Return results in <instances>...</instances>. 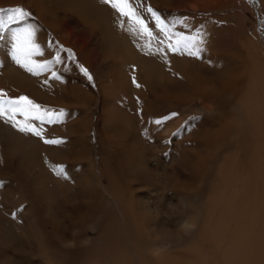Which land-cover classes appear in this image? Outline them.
<instances>
[{"label": "bare ground", "instance_id": "6f19581e", "mask_svg": "<svg viewBox=\"0 0 264 264\" xmlns=\"http://www.w3.org/2000/svg\"><path fill=\"white\" fill-rule=\"evenodd\" d=\"M22 1L41 21L19 23L43 53L28 59L52 63L27 71L6 33L0 99L64 116H16L42 138L0 119V264H264V37L245 3L136 0L149 38L102 0L6 5ZM148 7L173 33L199 30L200 54L171 51Z\"/></svg>", "mask_w": 264, "mask_h": 264}, {"label": "snow or ice", "instance_id": "6c2138e0", "mask_svg": "<svg viewBox=\"0 0 264 264\" xmlns=\"http://www.w3.org/2000/svg\"><path fill=\"white\" fill-rule=\"evenodd\" d=\"M106 5H109L115 12L119 14L121 18H127L134 21L138 26V31L141 34L147 35L149 38L152 37V31L148 28L147 22L138 14V4L136 0H102ZM147 12L151 13L154 19L155 26L164 33L165 39L171 40L173 36L176 37V43L168 44V48L173 52L186 51L189 55L198 56L200 54L199 44L203 43L201 39V33L197 30L196 36H187L183 33H173L170 31L168 24L155 12L151 7H148ZM30 13L20 7L0 9V40L5 39V33L10 34V40L12 43V55L18 64L25 67L27 71L38 75L40 72L48 70L51 65V61L38 64L31 61L30 58L33 55H42L39 45L35 44V27L31 24H27L23 27H11L13 24H19L20 22L26 21L30 17ZM182 23V21H179ZM123 26V24H121ZM137 31V29H132ZM61 50L63 51L62 47ZM159 51V49H158ZM71 55V54H70ZM56 63L60 62L59 55L56 56ZM31 65V66H30ZM85 75L91 80V76L88 74L87 69H81ZM135 83V78H133ZM140 87L139 84H136ZM2 94V93H0ZM36 110L37 114L30 115V110ZM40 105L34 104L26 96H21L15 99L3 100L0 99V119L5 122L12 124L22 133H31L37 137L42 138V129L36 126L16 119V116H25V121L28 119H35L43 123L47 119L48 123H56L61 120L64 116L63 110L59 114L44 112L42 115L38 114ZM173 115H176L175 113ZM161 123V121H156ZM46 144L57 145L63 143L60 139H45L43 141ZM52 170L58 175H64L63 165L52 166Z\"/></svg>", "mask_w": 264, "mask_h": 264}, {"label": "rangeland", "instance_id": "374dc122", "mask_svg": "<svg viewBox=\"0 0 264 264\" xmlns=\"http://www.w3.org/2000/svg\"><path fill=\"white\" fill-rule=\"evenodd\" d=\"M9 0H0V3H4L5 5H3V6H1L0 5V9H6V8H15V7H20V8H23L24 10H26L27 12H29L31 15H30V19H32L33 21H35V22H37L38 24H41V21H40V19H39V17L36 15V13H35V10L32 8V7H30L29 5H28V3H26V2H24V1H22L21 3H19V4H9V5H6V2H8ZM13 1V0H12ZM223 1H225V2H227V0H223ZM241 1H243L244 3H245V19H247V26H248V28H249V30H250V32H251V34L253 33V31H254V26L256 25V27L259 29H261V32H262V34H263V37H264V27L262 26V19H261V17L257 20V21H255L254 22V24H253V21H254V19L256 20V16H257V14L256 13H258L259 14V11L261 10V4H260V1L259 0H241ZM247 3H246V2ZM142 2V1H141ZM34 10V11H33ZM254 11H255V13H254ZM260 15V14H259ZM20 23H22V22H20ZM11 27H21V25L20 24H13V25H11ZM23 27V26H22ZM48 29V28H47ZM49 30V29H48ZM6 34V33H5ZM4 34V35H5ZM49 34H50V32H49ZM54 43L57 45V47L59 48V50L60 51H62L61 50V47H62V49H63V53L68 57V59L69 60H71L74 64H76V65H78L79 66V68H80V70L81 69H86V68H84L83 66H80L79 65V63H78V57H77V53H76V51L74 50V49H72V48H70V47H67V46H65L63 43H61L60 41H58V40H54ZM71 54V55H70ZM81 72H82V74H83V76H85V77H87L88 78V76L87 75H85V73L81 70ZM87 72H88V74L90 75V72H89V70H87ZM92 80V81H91ZM91 80H89V78H88V81L89 82H92L94 85H96V82L95 81H93V79H91ZM201 108V107H200ZM199 108V109H200ZM95 135L93 134V140H92V145H96L97 146V144H96V139H95V137H94ZM98 147V146H97Z\"/></svg>", "mask_w": 264, "mask_h": 264}]
</instances>
